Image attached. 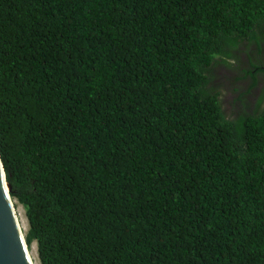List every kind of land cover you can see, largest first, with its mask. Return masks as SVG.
<instances>
[{
  "label": "trees",
  "instance_id": "1",
  "mask_svg": "<svg viewBox=\"0 0 264 264\" xmlns=\"http://www.w3.org/2000/svg\"><path fill=\"white\" fill-rule=\"evenodd\" d=\"M0 154L40 264H264V0H0Z\"/></svg>",
  "mask_w": 264,
  "mask_h": 264
},
{
  "label": "water",
  "instance_id": "2",
  "mask_svg": "<svg viewBox=\"0 0 264 264\" xmlns=\"http://www.w3.org/2000/svg\"><path fill=\"white\" fill-rule=\"evenodd\" d=\"M0 154V264H34Z\"/></svg>",
  "mask_w": 264,
  "mask_h": 264
},
{
  "label": "rangeland",
  "instance_id": "3",
  "mask_svg": "<svg viewBox=\"0 0 264 264\" xmlns=\"http://www.w3.org/2000/svg\"><path fill=\"white\" fill-rule=\"evenodd\" d=\"M240 73H238L239 75ZM243 76V75H242ZM242 78V77H240ZM244 83H247V80L246 81H241L239 82L240 85L243 86ZM239 86V85H238ZM259 92H262L261 90H259ZM235 97V96H234ZM233 97V98H234ZM14 201L16 202L15 203V206H16V211H17V215H18V218H19V221H20V224L22 226V229L24 231V234L26 233V231L28 230V221H27V217H26V213H25V209L24 207L17 202V200L14 199ZM30 250V253H31V257L33 259V262H35L34 264H40L39 262V257H38V252H37V246H36V243H33L31 245V247L29 248Z\"/></svg>",
  "mask_w": 264,
  "mask_h": 264
},
{
  "label": "bare ground",
  "instance_id": "4",
  "mask_svg": "<svg viewBox=\"0 0 264 264\" xmlns=\"http://www.w3.org/2000/svg\"><path fill=\"white\" fill-rule=\"evenodd\" d=\"M16 203V202H15ZM30 251V250H29ZM31 254V253H30ZM32 258V257H31ZM35 263V262H34Z\"/></svg>",
  "mask_w": 264,
  "mask_h": 264
}]
</instances>
